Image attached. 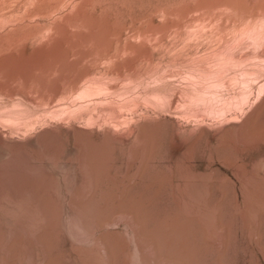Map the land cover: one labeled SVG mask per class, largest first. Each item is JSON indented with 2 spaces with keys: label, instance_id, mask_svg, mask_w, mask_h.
Segmentation results:
<instances>
[{
  "label": "rangeland",
  "instance_id": "obj_1",
  "mask_svg": "<svg viewBox=\"0 0 264 264\" xmlns=\"http://www.w3.org/2000/svg\"><path fill=\"white\" fill-rule=\"evenodd\" d=\"M0 264H264V0H0Z\"/></svg>",
  "mask_w": 264,
  "mask_h": 264
}]
</instances>
